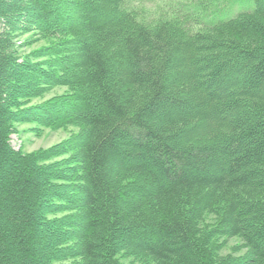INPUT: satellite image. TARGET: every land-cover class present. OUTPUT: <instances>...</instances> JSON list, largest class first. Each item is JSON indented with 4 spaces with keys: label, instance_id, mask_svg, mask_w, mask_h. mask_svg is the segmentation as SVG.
<instances>
[{
    "label": "trees",
    "instance_id": "trees-1",
    "mask_svg": "<svg viewBox=\"0 0 264 264\" xmlns=\"http://www.w3.org/2000/svg\"><path fill=\"white\" fill-rule=\"evenodd\" d=\"M0 264H264V0H0Z\"/></svg>",
    "mask_w": 264,
    "mask_h": 264
},
{
    "label": "rangeland",
    "instance_id": "rangeland-1",
    "mask_svg": "<svg viewBox=\"0 0 264 264\" xmlns=\"http://www.w3.org/2000/svg\"><path fill=\"white\" fill-rule=\"evenodd\" d=\"M169 0H144L145 5L148 7H155L159 4H164ZM38 46V44L33 45V47ZM31 47L30 49H32ZM28 49V50H30ZM27 50V49H26ZM65 87H55L49 93H47L43 98H36L32 101V104L39 103L45 99H48L54 95L61 94L65 91ZM36 125L34 123H21L17 126V133L11 136V144L15 149H22L25 152L36 151L38 149L48 148L64 139H66L72 132L76 131L75 127L61 128V129H51L43 127L40 131H34ZM241 241L239 238H231L227 241V246L222 251L223 254L230 253L232 248ZM128 263V261H125Z\"/></svg>",
    "mask_w": 264,
    "mask_h": 264
}]
</instances>
